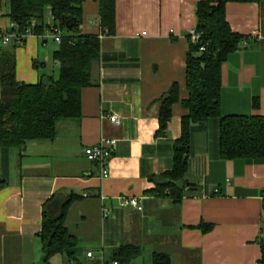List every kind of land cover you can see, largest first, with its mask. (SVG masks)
Instances as JSON below:
<instances>
[{
	"label": "crops",
	"instance_id": "1",
	"mask_svg": "<svg viewBox=\"0 0 264 264\" xmlns=\"http://www.w3.org/2000/svg\"><path fill=\"white\" fill-rule=\"evenodd\" d=\"M199 1L116 0V31L100 37L95 83L82 91L81 116L59 120L54 139L30 142L23 155L15 148L0 149V179L5 181L0 188V264H46L39 236L43 206L57 192L79 196L65 219L78 245L73 258L63 252L49 264H103L128 244L141 252L123 264H152L154 252L169 254L172 264L258 263V238L264 240V160L223 159L218 118L192 125L185 178L197 188L174 202L155 192L152 179L172 168L174 143L188 113L182 104L189 95L186 54ZM9 12L6 1L0 7V34L12 30ZM226 16L247 44L222 64V113L264 115V1L228 2ZM100 20L99 1L87 0L83 33L100 36ZM52 21L48 9L46 22ZM49 29L17 44L19 81L37 83L42 74L59 70L53 58L59 43ZM13 45L0 38V51ZM174 83L179 101L166 134L158 135L161 101ZM113 114L119 123L110 120ZM103 137L116 140L107 178L84 152ZM122 197H137L142 209L121 205ZM201 223L213 227L204 232Z\"/></svg>",
	"mask_w": 264,
	"mask_h": 264
},
{
	"label": "trees",
	"instance_id": "2",
	"mask_svg": "<svg viewBox=\"0 0 264 264\" xmlns=\"http://www.w3.org/2000/svg\"><path fill=\"white\" fill-rule=\"evenodd\" d=\"M9 1V16L18 29L24 32L31 26L33 33H43L51 24L46 22V12L51 10L55 26H60L63 36L53 58L59 62V75L42 74L37 83L19 81L16 77V38L12 48L0 51V149H23L32 141L54 139L59 120L80 117L82 91L94 85V68L101 56L100 37L83 33V8L87 0H0V7ZM100 4L101 26L108 34L116 31V0H95ZM231 1L264 0H201L197 5V31L200 39H190L186 54V86L188 97L182 101L188 113L182 118V135L174 143L173 166L152 179L155 192L181 202L187 189L197 185L187 182L192 146L193 123L216 117L220 123V156L226 160L245 158L264 160V115L223 114L222 64L238 50L246 36L232 30L226 16V5ZM17 29V28H15ZM8 44V43H7ZM18 44V45H17ZM204 47L202 50L201 48ZM179 101V86L174 83L162 99L159 109L158 135L166 134L172 118L173 105ZM259 100H254V106ZM5 181L0 179V188ZM74 193L57 192L43 206L42 230L39 233L44 261L49 264L59 253L74 257L78 239L71 235L65 224L71 203L78 199ZM204 232L213 224L201 223ZM264 264V240L258 238ZM140 247L123 245L113 260L122 264L139 255ZM152 264H172L169 254L154 252Z\"/></svg>",
	"mask_w": 264,
	"mask_h": 264
},
{
	"label": "built area",
	"instance_id": "3",
	"mask_svg": "<svg viewBox=\"0 0 264 264\" xmlns=\"http://www.w3.org/2000/svg\"><path fill=\"white\" fill-rule=\"evenodd\" d=\"M52 20L53 21H52L49 31L52 37L54 38V40L57 43H60L62 36H63V30L60 26H55L53 16H52ZM34 25H35V22L33 21L30 27H28L24 32H21L18 29V25L12 22V30L0 34V38L4 44L9 43L11 39L16 38L17 43L19 45H23L28 35L33 33L32 27ZM101 28L102 29H101V33L99 37L104 36V35H110L108 34V28H103V27ZM189 37L192 40V42L196 43L200 39L201 34L197 31L196 27H194L189 30ZM242 44L243 46L247 44L246 39L243 40L240 45ZM201 49L203 50L204 47H202ZM109 118L112 122L119 123V117L117 115L115 114L110 115ZM115 143H116L115 139L103 137L98 143L87 146L85 147V150H84L85 155L88 160L99 164L101 168V175L104 178H107L110 176V159L114 151ZM86 195L87 194H84V196ZM262 199L264 200V195L262 196ZM121 205L123 206L132 205L136 207L137 209H140V210L142 209V205L140 204V201L138 200L137 197H122ZM107 213H108V210L104 209V214L107 215ZM87 256L92 259L95 258L93 251L87 252ZM103 264H122V263L118 260L112 259L109 262L103 260ZM257 264H260V263L258 262Z\"/></svg>",
	"mask_w": 264,
	"mask_h": 264
},
{
	"label": "rangeland",
	"instance_id": "4",
	"mask_svg": "<svg viewBox=\"0 0 264 264\" xmlns=\"http://www.w3.org/2000/svg\"><path fill=\"white\" fill-rule=\"evenodd\" d=\"M59 75V70L57 69L56 76ZM30 170H34L33 168H30Z\"/></svg>",
	"mask_w": 264,
	"mask_h": 264
},
{
	"label": "water",
	"instance_id": "5",
	"mask_svg": "<svg viewBox=\"0 0 264 264\" xmlns=\"http://www.w3.org/2000/svg\"><path fill=\"white\" fill-rule=\"evenodd\" d=\"M24 149H25V148H24ZM24 149H23V150H24Z\"/></svg>",
	"mask_w": 264,
	"mask_h": 264
}]
</instances>
